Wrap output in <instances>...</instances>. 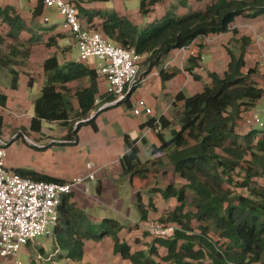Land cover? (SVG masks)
<instances>
[{"label": "trees", "instance_id": "16d2710c", "mask_svg": "<svg viewBox=\"0 0 264 264\" xmlns=\"http://www.w3.org/2000/svg\"><path fill=\"white\" fill-rule=\"evenodd\" d=\"M70 1L89 27L98 18L99 28L94 29L118 45L134 48L143 55L142 62L147 65V73L160 67L174 50L191 45L199 37L219 35L231 29L238 34V29L232 28L238 17L257 18L264 15V0H210L205 6L186 12H179L180 5L172 4L155 17L150 26L141 28L117 10L79 9L77 0ZM164 1L140 0L139 11L143 16H150ZM45 9L44 0H38L32 9L33 19L41 18ZM0 23L7 26L5 36L0 39L7 38L9 41L5 48L0 46V68L10 70L12 87L16 88L19 70L15 67L27 64L33 46L43 41L40 31L44 27L34 31L36 25L29 26L11 5H0ZM40 25L41 22L37 23V27ZM23 31H29L31 36L21 38ZM57 36H50L46 44L51 45ZM234 40L242 42V46L239 53L231 47L227 48L230 60L223 75L209 72L210 81L201 91L192 95L183 91L177 93L173 103L177 109L172 119L163 115L146 122L160 140L153 152L167 148L169 163L185 180L182 187L168 184L151 189V192L160 193L165 199L174 198L178 203L172 211L165 213L166 217H161V220L177 225L173 235L156 237L148 249L133 250L131 244L120 236L124 225L119 220L104 218L98 223L92 221L82 209L68 202L71 197L68 194L59 207V221L55 226L56 243L62 250L58 258H68L81 264L86 240L100 241L109 236L114 242V253L129 260L130 264H264V185L253 186L255 177H264V130L250 128L243 136L244 144L236 131L239 121L246 118L264 96V86L251 81L254 67L244 71L250 37L242 36ZM203 46H198L197 53L189 57L186 66L197 80L201 77L195 69L199 66ZM43 67L46 81L35 101V116L31 124L34 131L41 130L43 120L57 122L68 128L64 142L76 144L81 125L94 124L96 113L130 100L127 96L125 100L100 110L115 96L107 89H101V85H106L105 80L89 63L69 61L61 64L54 55L44 61ZM175 74L177 70L167 72L160 69L164 82ZM77 80H87L88 85L74 91L68 84ZM29 83L32 84V78ZM73 99L78 101V107ZM178 102L182 103L180 107ZM92 110L96 113L91 117ZM2 127L3 119L0 117V136ZM20 135L21 132L17 137ZM125 139L128 151L120 160L122 177L145 179L154 168L163 165L160 157L142 161L137 141L128 135ZM17 172L35 180L65 182L32 170L19 169ZM235 172L244 173L242 181L234 177ZM232 184L247 187L249 194L238 193L228 187ZM189 191L194 195L190 202ZM136 202L142 221L148 219L151 210H158L151 196L148 204L143 203L140 190L136 193ZM193 219L206 223L200 225V233L194 231L191 225ZM212 228L220 238L225 239L222 245L219 246L209 236ZM158 246L165 247L166 254L160 253ZM40 250L45 253L43 248Z\"/></svg>", "mask_w": 264, "mask_h": 264}, {"label": "crops", "instance_id": "0c3cea01", "mask_svg": "<svg viewBox=\"0 0 264 264\" xmlns=\"http://www.w3.org/2000/svg\"><path fill=\"white\" fill-rule=\"evenodd\" d=\"M37 1L38 0H0V5L2 6L11 5L15 7L17 12L27 20L29 26L36 25L34 26L35 28H33L34 31H38L37 28L39 27H44V29L40 31L43 41L33 46L30 57L27 59V64L25 66L19 65L15 67L19 70L18 86L13 88L11 85V89H7V86L0 82V117L3 119L1 138L8 142L7 139L15 134L16 131L22 130L21 133L28 136V138L35 142H30V146L36 148V151L34 152L21 143V141L29 142L24 138V135L22 140L16 136L12 141L8 142L9 145L7 144L6 165L9 169L16 172L19 169H27L50 177L71 181L76 177L83 176V167L85 166L86 171L87 163L94 161L100 167L97 174V179H99L100 184L96 189L93 187L89 190L86 183L87 180H84L75 186L74 191L70 194L71 197L68 202L74 203L78 208L82 209L92 221L98 223L104 218H112L106 217L107 212H105L104 208L121 213L124 206V201L120 199L116 182H118V180H125L126 178L121 177L123 168L120 162L121 157L128 151L125 139L126 135H128L132 140H136L139 147L142 142L145 144L151 143L153 146H159L160 140L157 133H155L150 126L146 125V122L152 118L159 119L163 115L172 119L176 108L173 103L177 93L180 91L184 92L186 88L192 91L190 95L201 91L205 84L210 81L208 76L209 72H216L223 75L230 60L227 49L228 47H231L229 41L233 38H240L243 34L242 29L246 27L245 25L248 26L247 23L258 21L260 18L264 17V15L257 18L238 17L236 21L238 19H245L247 23L243 22L241 24H235V21L232 28H237L239 30V33L236 35H234L231 29L230 31L221 33L217 36L209 35L214 38V40L209 42L205 37L195 39L190 45V49L186 52L181 51L180 48L174 50L164 60L160 67H155L149 73L146 72L141 77L140 84L137 87L139 88L142 85H146L149 89L151 88L150 90H147V92L152 91V96L145 95L147 92H143L142 95L146 99L148 107L152 108L151 114H147L144 111L140 115L134 114L133 108L135 103H132L131 98L128 102L111 106L100 113H96L95 110H92L91 114L94 113L93 116L96 113L94 123L95 126L91 123L81 125L78 130V142L76 144H72L64 142L63 139V137L68 133V128L59 125L57 122H48L43 120L40 131H34L31 129L32 120L35 116V101L38 96L35 99H30V94H32V92L31 89L28 90V87L33 85L35 86V83L39 81L40 95L41 88L46 81L43 67L44 61L47 58L56 55L61 64L69 61L80 62L78 60L79 55L74 58V48L76 43L73 42L72 34L65 26L64 21L62 24L51 22L47 13L51 7H46L41 18H36V20L33 19L32 9L36 5ZM77 1L79 2V0ZM113 1L117 2L120 0ZM208 1L210 0H206L203 6H205ZM94 2L95 4L93 7H88L86 3H82V6H84L86 10L102 9L98 7L100 2ZM182 7L183 6L180 5L178 11L186 12L187 10ZM167 9L168 7L163 3L157 5L155 11L150 16L145 17L146 23H152L155 17L160 16ZM116 10L129 17L139 26L144 23V18L142 17L143 15L138 20L132 18L130 16L131 12H129L124 5L122 8ZM138 12L141 14L139 9ZM39 22H41V25L37 27V23ZM54 35H58L57 38L54 41L52 40L51 45H47L46 41H48L50 36ZM30 36L31 33L29 31H23L21 38H28ZM200 44H203L204 46L201 49V58L199 60V66L195 69V73L201 77L198 81H201L202 84H196L194 82L197 81V79H195L194 76L186 69V66L188 65L189 57L197 53L199 48L198 46ZM252 45L253 44L250 46ZM51 49L55 50L52 51ZM248 51L250 52V49H248L247 52ZM206 53H210L211 55V61L208 63H205L204 59L206 57ZM93 62H96V60L94 59ZM248 62L249 60L247 55L246 67L248 66ZM161 68L167 72L177 70V74L164 82L160 75ZM0 70L9 71V69L3 68H0ZM30 78H32V84L29 83ZM87 85V80H77L68 84V86L74 91L79 87ZM102 88L103 85H101V89ZM160 96L161 98H159ZM169 96H171V101L166 104L165 99H168ZM73 102L75 106L78 107V101L73 99ZM124 103H127L128 105L125 109L123 108ZM180 104L182 103L178 102L179 107L181 106ZM159 106L160 110L158 112L156 111V108ZM55 126L57 128L56 131H54ZM14 140L19 143H14ZM156 153L157 152L153 153V156ZM143 180H146V178L141 179L140 177H134L133 180H131L134 186L133 196H135L137 191L140 190V184ZM151 193L153 192L147 194L149 198L150 196L152 197ZM143 196L142 201L146 205L148 203L144 201ZM134 203L137 208V202L135 201ZM173 209H170L169 211H172ZM152 212V210L149 212V216L146 221H142L140 218V221H137L135 225H132L129 228L123 224L124 227L120 231V236L122 239L131 244L132 249L134 241L137 240V237L135 238L132 236H137L134 234H136L138 229H141V225L148 223V221L151 220ZM55 246L57 247H55L52 255H60L62 250L59 249L57 243ZM113 246V239L109 236H106L100 241L86 240L84 258L81 264L95 262L92 255L93 252L90 253L89 249H93V251L95 250L97 253H108L109 255L117 258L118 262L128 261L129 264V260L122 258L119 254L115 255ZM57 260H59V264H61V260H68L69 264H79L78 262L68 258H59ZM51 262L53 264L58 263H54L53 261Z\"/></svg>", "mask_w": 264, "mask_h": 264}, {"label": "built area", "instance_id": "2783aa9c", "mask_svg": "<svg viewBox=\"0 0 264 264\" xmlns=\"http://www.w3.org/2000/svg\"><path fill=\"white\" fill-rule=\"evenodd\" d=\"M44 3L46 7L58 8L73 41L79 46L78 60L93 65L97 74L105 80L107 91L115 96L100 109L123 101L127 96L131 98L133 89L141 81L143 55L134 48L113 43L102 32L86 26L78 8L70 0H44ZM204 37L208 42L214 40L211 36ZM189 49L190 45L180 48L184 52ZM261 53L264 66V49H261ZM95 58L100 62H93ZM143 111L151 114L152 108L148 107L144 98H139L133 112L140 115ZM262 113L264 116V107ZM246 122L253 127L258 123L263 124L264 120L253 109ZM24 138L35 143L26 135ZM6 157L7 143L0 138V256L10 264H21L18 257L21 251L38 236H49L51 226L55 228L63 197L71 194L75 186L84 180L96 179L100 167L95 168L93 162H88L90 172L71 181L35 180L9 169Z\"/></svg>", "mask_w": 264, "mask_h": 264}, {"label": "rangeland", "instance_id": "374dc122", "mask_svg": "<svg viewBox=\"0 0 264 264\" xmlns=\"http://www.w3.org/2000/svg\"><path fill=\"white\" fill-rule=\"evenodd\" d=\"M183 1L185 2L184 5L181 4ZM205 1L204 0H165L163 4L166 5L167 7H169L171 4L178 5V6L181 5L183 6L182 7L183 9L190 10L191 8H194V7L203 6ZM82 3H86L88 7L89 6L93 7V5L95 4L94 0H79V5L81 9H85L84 6H82ZM123 5L125 6V8H127V10H129V12H131L130 16L132 18L136 20L141 18L142 14H139L138 12V9L140 6V0H120L117 2L111 0V1H106V2H100L98 7L102 8V10H116V9L122 8ZM47 13H48L49 18L51 19V22H57L58 24L63 23L64 18L60 15L57 7H51ZM81 15L82 16L84 15L83 11H81ZM142 17L144 18V23L140 25L141 28H143L144 26H150L152 24L151 22L146 23V18H145L146 16H142ZM243 22L247 23L245 19H242V20L238 19L235 24H241ZM84 23L86 26H88L87 22L84 21ZM99 23H100V20L97 18L94 20V22H92L91 27L97 29L99 28L98 27ZM247 24L248 26L245 25L246 27L242 29L243 34L240 36V37L248 36L251 39V42L247 47V50L250 49V52L248 51L246 54V58L248 55L249 62H248V66L246 67L244 71L246 72L248 68L254 67L255 72L252 75H250L251 81H255L257 85L264 86V66H262L263 57L261 53V49H264V17L260 18V20L258 21H253ZM6 32H7V26L0 23V37H2V35L5 36ZM234 35L236 34L234 33ZM2 40L0 39V46L2 48H5L8 45L9 41L7 40V38L6 39L3 38ZM112 42L117 44L114 41ZM229 44L233 49L236 50L235 52L239 53L240 47L242 46V42H236L233 38L231 39V41H229ZM251 44L253 45L250 46ZM75 45L76 46L74 48V58H76L79 55V46L77 43ZM51 50L53 51L55 49H51ZM204 59H205V63H208L209 61H211L210 53H206V57ZM95 60L97 63L100 62L98 58H95ZM146 70H147V65L144 62H142L141 75L142 74L144 75L146 73ZM0 82L3 85H6L7 89H11L12 73L10 72V70L9 71L0 70ZM194 83L202 84L201 81H198V80L195 81ZM35 84H36L35 86L33 85V86L28 87L29 88L28 90L31 89V92H32V94H30V99H35L37 96H39L40 82L37 81ZM102 89L106 90L107 86L104 85ZM150 89L146 85H142L141 87L137 88L131 97L132 103L133 104L136 103L139 97L144 98L142 96L143 92L145 93L147 92V90H150ZM184 93L187 95H190L192 91L186 88L184 90ZM145 95L152 96V91H148ZM159 98H161V96ZM170 101H171V96H169L168 99H165L166 104H168ZM127 107H128L127 103H124L123 108L125 109ZM263 107H264V96L258 101L256 107L254 108V110L258 114H260L262 120H264V116L262 113ZM159 110H160V106L156 108V111L159 112ZM246 119H247V116L246 118L243 117V119L239 121V127H237L236 129L239 135H241L240 142L243 144L245 143L243 136L248 133V130L250 128H252L250 126H247ZM253 127L260 129V130H264V123L263 124L258 123L257 125H253ZM56 129L57 128L55 126L54 131H56ZM21 131L22 130L16 131L15 134H13L9 139H7L8 142L12 141L13 138H15V136L19 134V132ZM165 132H166V135H168L167 131ZM19 139L20 140L23 139V133H21V135L19 136ZM8 142L6 141L7 144ZM13 142L19 143L16 140H14ZM21 143H23V145H25L32 151L34 152L36 151V148L30 146L31 145L30 142L21 141ZM153 151H154V146L151 143L150 144H145L143 142L140 143V158L142 161H146L152 157H160L163 161V165L159 167L157 166V168H154V170H152L149 176L146 177V180H143L140 184L141 185L140 191L142 192V196L144 194L143 197L146 203H148L150 200L147 194L151 192L150 191L151 189L157 186L165 187L168 184H172L176 187H182L183 183L185 182V180L181 178L177 172H175L174 167L169 163V160L167 158V148L161 151H157V153L154 154V156H153V153H154ZM90 162L94 163L95 168L99 167V165H97L94 161H90ZM83 171H84L83 173L84 175L80 177H85L90 172L89 169H86L85 171V166L83 167ZM97 174L98 172L96 173V179L87 180L86 183H87V187L89 190L93 187L94 189H96L97 186L100 184L99 179H97V176H98ZM243 176H244V173L243 174H239L238 172L234 173V177L238 181H242ZM116 185L119 190L120 199L124 201V206L122 208L121 213L104 208L105 212H107L106 217L115 218L119 220L122 224H124L127 228H129L132 225H135L137 221H140V218H141L140 210L138 209V207L136 208L135 203H134L136 201V195L135 196L132 195L134 186L129 176H126L125 180H120V181L118 180V182H116ZM263 185H264V177H260V176L255 177L253 186H263ZM228 187H231L238 193H242L246 195L249 194V190L247 187H238V186H235L234 184ZM151 194L154 200V204L159 207V208L157 207L159 211L152 210L153 212L151 213V220L148 221V223H144L143 225H141L142 226L141 229H138L136 234H134L137 236H132L135 238L137 237V240L134 241L133 249H137V248L148 249L149 244L152 243L156 237H170L174 233V228L177 227V225L173 222H170L167 220H161V217L163 215L164 217H166L165 213H167L170 209L175 208V206L178 204L177 201L174 200L173 198L165 200L161 196V194H156L154 192ZM193 197H194L193 192L189 191L188 192L189 202L192 201ZM200 223L201 222H199L196 219L192 220L191 225L196 233L201 232L200 225L206 224L205 222L204 223L202 222L201 224ZM50 231H51V234L49 236H38L32 244H29L21 251L20 256L18 255V257L20 258L22 262L21 264H47V263H50L51 261H53L54 263L58 262L57 264H59V260H57L59 259L57 257L58 255L57 256L52 255V252L54 251L55 247H57L55 246L56 245L55 228L51 226ZM209 236L211 237V239H213L214 242L218 243L219 246L222 245V243L225 241V239L220 238L218 233H216L213 228L211 229ZM41 248L45 249L44 250L45 253L41 252L40 250ZM158 248H159L160 253L166 254L167 250L165 247L158 246ZM89 251L90 253L93 252L92 255H93V258L95 259V262H87V263L128 264V261L118 262L117 258L109 255L108 253H102V252L97 253L95 250L93 251V249H89ZM60 263L69 264L68 260H61ZM0 264H10V263H8L4 258L0 256ZM255 264H259V263H255Z\"/></svg>", "mask_w": 264, "mask_h": 264}, {"label": "clouds", "instance_id": "9594fccd", "mask_svg": "<svg viewBox=\"0 0 264 264\" xmlns=\"http://www.w3.org/2000/svg\"><path fill=\"white\" fill-rule=\"evenodd\" d=\"M141 77H142V75H141ZM30 244H32V243H30Z\"/></svg>", "mask_w": 264, "mask_h": 264}, {"label": "water", "instance_id": "95a60500", "mask_svg": "<svg viewBox=\"0 0 264 264\" xmlns=\"http://www.w3.org/2000/svg\"><path fill=\"white\" fill-rule=\"evenodd\" d=\"M103 109V108H102ZM102 109H100V110H102Z\"/></svg>", "mask_w": 264, "mask_h": 264}]
</instances>
